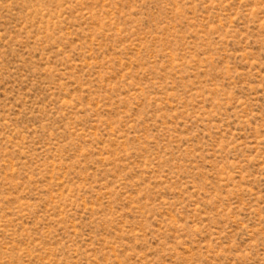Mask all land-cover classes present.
<instances>
[{"label":"rangeland","instance_id":"rangeland-1","mask_svg":"<svg viewBox=\"0 0 264 264\" xmlns=\"http://www.w3.org/2000/svg\"><path fill=\"white\" fill-rule=\"evenodd\" d=\"M0 264H264V0H0Z\"/></svg>","mask_w":264,"mask_h":264}]
</instances>
